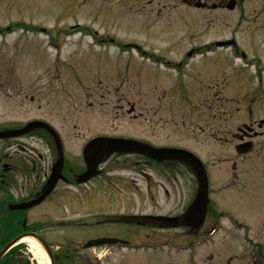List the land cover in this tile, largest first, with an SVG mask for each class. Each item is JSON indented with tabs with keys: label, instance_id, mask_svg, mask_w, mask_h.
<instances>
[{
	"label": "rangeland",
	"instance_id": "374dc122",
	"mask_svg": "<svg viewBox=\"0 0 264 264\" xmlns=\"http://www.w3.org/2000/svg\"><path fill=\"white\" fill-rule=\"evenodd\" d=\"M139 1L143 2L0 0V126L19 125L36 118L48 121L62 138L64 154L74 162L73 170L81 167L82 147L86 138L94 134L191 148L205 161L210 174L213 189L210 210L225 212L235 221L221 217L218 219L221 227L212 230L213 234H207L211 219L199 228L135 224L136 215L180 213L193 196L196 183L190 172L177 163L154 167L145 164L144 157L131 154L111 156L101 165L102 173L84 185L59 182L56 189L69 196V211L65 204L44 203L35 209L31 220L43 219L46 214L55 222V218L72 219L69 226H53L43 232L47 238L55 239L52 242L57 247H64L72 239L79 245L100 234H115L131 242L162 238L179 247L202 239L191 249L173 245L170 249L78 247L76 260L66 261L65 256V264H260L252 263L249 254L255 251L258 241L264 249V181L247 179L228 187L233 180L239 181L234 178L230 164L236 157L226 142H221V137H226L228 124L237 118L213 113L211 96L204 95L208 82L212 84V78L219 72L212 68L222 63L217 67L226 66L230 75L229 67L238 60L230 56L227 48H216V52L224 53L197 56L188 67L175 63L184 61V53L190 46L203 48L210 41L234 37L240 50L248 53V59L255 54L258 60L254 61L263 65L264 28L254 30L252 21L256 17L257 25L264 24V18L259 16L264 11L257 8L261 0H245L233 12L217 10L215 17H203L178 3L167 19L163 15L162 21L149 16L146 10L149 12L151 6L138 5ZM242 10L244 16L240 17ZM93 34L101 41L100 48L90 43ZM10 38L13 42L6 41ZM116 43L123 47L144 46L142 51L151 48L157 52L151 53L156 59L138 58L131 49L119 50ZM12 57L16 61L10 60ZM127 62L129 65L125 67ZM6 66L11 77L13 70L18 86L7 83V74L1 71ZM175 67L181 71L174 70ZM101 69L103 74L99 72ZM262 79L264 83V75ZM176 82L178 85L174 86ZM185 82L192 88L200 85L197 92L190 90L187 98L182 87ZM168 89L170 94L166 93ZM131 106L134 110L129 111ZM10 141L16 149L27 140L18 137ZM30 141L31 147L45 157L41 166L46 173V167L51 166L52 147L44 140L30 138ZM8 144V140L0 141L1 148ZM73 173L68 172L71 177ZM21 184L19 177L12 180L14 195L21 192ZM80 221L85 228L76 227ZM243 224L249 228L251 243L244 239L247 234L241 227H234ZM25 243L17 251L25 252L29 264H39L31 259L33 251L29 252Z\"/></svg>",
	"mask_w": 264,
	"mask_h": 264
},
{
	"label": "flooded vegetation",
	"instance_id": "af4514ba",
	"mask_svg": "<svg viewBox=\"0 0 264 264\" xmlns=\"http://www.w3.org/2000/svg\"><path fill=\"white\" fill-rule=\"evenodd\" d=\"M244 1L245 0H143V2L139 1L138 3L140 5H143V3H145L148 7L151 6L148 12L151 16L162 19L164 15V17L167 19L171 9L174 8L176 5H178V3H180V5L183 4L184 6L194 11H198L197 13L200 12L203 15V17L211 16V15H214L213 17H215V11L217 10L224 11L228 9V5H230L232 2H234V8L232 9V11L236 9L238 10L240 7H242L241 5L243 4ZM257 8L260 12L264 11V0H261ZM241 12L242 13L240 17L244 16L243 10ZM248 16L250 17V15ZM259 16L264 18V13H262V15ZM249 17H247V19ZM255 20L256 17H253L252 21L254 22V26L256 27V29L261 27L264 28V24L257 25L255 23L256 22ZM125 46L126 47H118V48L121 51H125L124 49L126 50L131 49L133 51V54L138 58L146 57V59H152V61L156 59L155 57L152 56L153 54L151 55V53H157V52L152 50L151 48L146 47V49L149 51H142L144 46H138V45H125ZM97 47L100 48L101 45ZM205 48L206 50H210V51L202 52V51H198L200 48L193 47L189 50V52H187L186 55H192L195 51H196L195 55L204 53V54L216 56V54L221 53V52H216L215 47L209 46ZM222 48H227V50L231 51L232 53H235L234 56H238L239 58L243 59V61L241 62L238 61V63L234 64V66L229 67L231 68L229 69L231 76L227 73L228 68H226V66H222L218 68L217 66L221 65L222 63L216 64L212 68V70H214L215 72L219 71L218 75L214 76L213 78L211 77L213 83L209 84L208 82L207 93L204 94L211 96L210 97V100L212 101L211 109L213 113H221L227 118L228 117L237 118L234 122H232L231 125L228 124L229 127L227 128L226 131V137L225 138L221 137V139L223 138V141L221 142L225 141L228 150H230V152L233 153V156L236 157L235 160H233L234 157L233 159H231L232 161L230 164L233 169L234 178L239 179V181L233 180L234 181L233 185L231 184L228 187H234V185H236L237 183H240L241 181L245 182L247 179H252L262 182L264 181V83L262 79L264 75V63L262 62L263 65L259 66L258 64L261 62L254 61L255 59L258 60L257 58H255L254 56L255 54L254 55L250 54L251 55L249 56L250 59H248L246 57L248 53L246 51L240 50V48L235 44L233 46H228V47L224 46ZM131 60L133 61L134 58ZM158 61L159 63H164L162 60L158 59ZM183 63L185 62L175 63V65L180 66ZM128 65L129 63L127 62L125 67H127ZM185 65H187L188 67L190 63L187 62L184 64V66ZM119 67H122V65L119 64ZM174 70H177L178 72L181 71V69H178L176 67L174 68ZM212 70H211V74H214ZM99 72L103 74L102 69L99 70ZM216 78L218 80H216ZM177 85L178 82H176L174 86ZM182 87L185 93V97L187 98V93L190 94V90L192 91L195 90L197 92L200 85L195 84L194 87L192 88L189 83L185 82L183 83ZM170 91L171 89H168L166 93L170 94ZM139 96H143V95L140 94ZM132 110H134L133 106H131L129 111ZM12 127H17V126H12ZM12 127L1 126L0 129L2 128L6 129ZM20 137L21 139L25 138L27 141L22 142V144L19 143L20 145L18 146L20 148L16 147V149H13L14 142L10 141L11 139H16V137H6L0 139V141L8 140L9 142V144L4 148L0 147V187L4 188L0 190V213H1L0 218L1 220H3L4 224L7 227H14L15 229L14 231L11 232V235H9L10 239H2V240L3 241L7 240L6 241L7 243L9 240L22 236L26 233H34L36 235H39L49 246L55 264H60V262L62 261L64 262L65 256H67L66 261H74L76 260V256H78L76 254L77 251L76 249H78V247L83 248L82 247L83 242L82 243L79 242L80 243L79 245L78 244L75 245L72 239V242L66 243L64 247L63 246L57 247L52 242L53 241L52 239H54L53 237L47 238L43 234V232L46 229H52L53 226L54 227L58 226V224L64 227L69 226V224L71 225V221L69 220L68 217L59 218V219L55 218V220H57L55 222V221H50L49 220L50 216L46 214L45 218L43 219L36 218L33 221L31 220L33 218L32 215L35 213L34 212L35 208H38L40 205L44 203L52 204L55 206H57V204L59 205L65 204L66 209L69 210L68 202H70V200L68 195L64 196L63 192H61L60 190L53 189L39 204L35 206L29 208L10 209L13 204L16 203L18 204L19 202L30 200L31 198H34L37 193L39 194L40 189L46 179V175L49 170V167H46L45 170L46 173L42 175L44 168H42L41 166V160L44 159L45 157L42 156L37 149L31 147V144L29 143L31 142L30 138H33L38 142L43 140L45 142L47 141L49 145L53 144L50 138L48 139L45 136H42V131L36 128L30 130L28 133L22 134ZM140 140H144L148 143L154 144L153 142L146 139H140ZM53 158H55V150L52 149L51 162ZM143 161L145 164H149V165L153 163L148 158H145ZM67 169H68V162L66 163L64 162L62 172L64 176H66L70 180L71 177L70 174H68V171H71L72 169H69L68 171ZM16 177L17 178L19 177V179L23 181V184L19 186L20 189H22L21 192H19V194L14 195L12 188L13 187L12 180L14 181ZM69 180L67 182H69ZM243 189H245V185L242 183V190ZM148 215L150 216H142V220H135V223L136 224L143 223L145 225L150 224L151 226H155V227L161 226L164 228H166L167 225H169L168 223H170L168 220L154 219V216H152L154 214H148ZM179 216L180 217L177 222L178 225L185 224L186 217H184L182 213ZM157 239H154L155 241L145 242L140 240L137 242H133V241L132 242L134 244L146 243L149 244L151 247L155 243L162 242L159 239L157 241ZM67 245H75L76 247L70 248ZM21 252L23 254L25 253L22 249ZM249 255H252V258L249 257L252 260V261L250 260L252 263L260 262V264H264V258H263L264 249H261V244H257V248L255 249V251ZM19 258L22 259L21 263L25 264L26 256L21 255ZM9 261L7 264H10Z\"/></svg>",
	"mask_w": 264,
	"mask_h": 264
},
{
	"label": "water",
	"instance_id": "95a60500",
	"mask_svg": "<svg viewBox=\"0 0 264 264\" xmlns=\"http://www.w3.org/2000/svg\"><path fill=\"white\" fill-rule=\"evenodd\" d=\"M233 2L230 4L232 7ZM33 126H39L44 128L55 140L56 146L59 152V157L55 161L51 174L47 179L42 195L37 199L25 205L24 207L30 206L34 203L39 202V199L43 198L47 192L54 186L57 179L61 176L60 170L62 167V150L60 146L59 138L54 131V129L45 122L42 121H32L27 123L23 128L19 130H7L1 131L0 136L5 135H15L20 134L22 132H26ZM113 152H137L141 154H145L149 157H152L158 161L163 159H173L177 160L186 166H188L191 171L195 174L198 188L194 200L189 208V213L193 216V220L201 222L204 213L205 206L207 202L206 194H207V183H206V174L203 165L200 160L191 152L183 150V149H175V148H153L147 144L130 140V139H121V138H105V137H97L92 139L83 150V159L86 165V170L79 174L76 178L77 182H84L88 180L90 177L95 175L98 171L96 170L97 165L108 157ZM35 236V235H34ZM36 237V236H35ZM37 238V237H36ZM39 241L42 242L39 238ZM16 241V239L12 240L9 244H7L1 251L0 257L6 251V249ZM107 239H98L93 243H104ZM43 243V242H42ZM47 249V248H46ZM48 252V249H47ZM48 255L50 256L49 252Z\"/></svg>",
	"mask_w": 264,
	"mask_h": 264
},
{
	"label": "bare ground",
	"instance_id": "6f19581e",
	"mask_svg": "<svg viewBox=\"0 0 264 264\" xmlns=\"http://www.w3.org/2000/svg\"><path fill=\"white\" fill-rule=\"evenodd\" d=\"M23 241L28 244L29 249L31 250V252L33 251L34 259L37 261V263H39V264H48V260H47L46 256L40 250V248L38 247V244L35 242L34 238L25 237L23 239ZM34 252H37V254L39 255L38 258L36 257L37 254H35Z\"/></svg>",
	"mask_w": 264,
	"mask_h": 264
},
{
	"label": "trees",
	"instance_id": "16d2710c",
	"mask_svg": "<svg viewBox=\"0 0 264 264\" xmlns=\"http://www.w3.org/2000/svg\"><path fill=\"white\" fill-rule=\"evenodd\" d=\"M15 229H14V227H7L5 224H4V222H1V220H0V239H3V237H4V233H6V234H9V233H11L12 231H14ZM6 259H8L9 260V256L8 255H6L5 257H3L2 259H1V261H0V264H5L6 262Z\"/></svg>",
	"mask_w": 264,
	"mask_h": 264
}]
</instances>
